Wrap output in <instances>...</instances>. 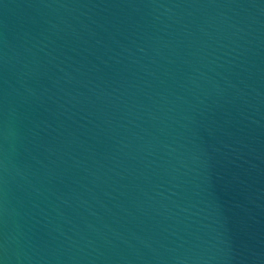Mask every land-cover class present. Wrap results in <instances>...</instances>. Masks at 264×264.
Listing matches in <instances>:
<instances>
[{
	"label": "water",
	"instance_id": "95a60500",
	"mask_svg": "<svg viewBox=\"0 0 264 264\" xmlns=\"http://www.w3.org/2000/svg\"><path fill=\"white\" fill-rule=\"evenodd\" d=\"M0 264H264V0H0Z\"/></svg>",
	"mask_w": 264,
	"mask_h": 264
}]
</instances>
